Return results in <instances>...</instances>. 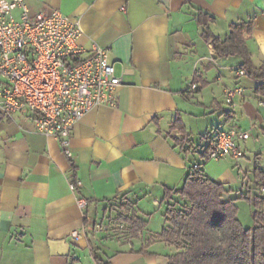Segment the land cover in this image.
<instances>
[{"label":"crops","instance_id":"0c3cea01","mask_svg":"<svg viewBox=\"0 0 264 264\" xmlns=\"http://www.w3.org/2000/svg\"><path fill=\"white\" fill-rule=\"evenodd\" d=\"M25 5L32 15L58 10L78 22L79 44L107 49L123 84L115 107H96L74 125L72 158L55 136L34 128L29 114L7 117L0 109V264H168L176 248L154 235L167 225L166 191L181 188L195 165L225 184L228 198L242 200L249 193L253 200L259 194L260 185L241 182L238 172L251 152L247 142L255 135L254 143L264 144V96L256 93L252 77H237L241 57H220L204 39L199 15H208L209 29L221 38L231 24H251L246 45L257 68L264 62V0ZM236 86L244 93L231 107L224 89ZM201 118L208 124L197 142L190 124ZM177 120L185 133L174 129ZM231 131L250 134L245 141L236 138L243 157L221 162L204 155L217 133ZM262 153L264 145L254 169L264 170ZM211 161L221 163L212 168ZM73 175L82 183L77 193L70 188ZM79 197L87 200L86 208L78 205ZM179 200L174 196L170 203ZM131 214L146 222L143 229L119 218Z\"/></svg>","mask_w":264,"mask_h":264},{"label":"built area","instance_id":"2783aa9c","mask_svg":"<svg viewBox=\"0 0 264 264\" xmlns=\"http://www.w3.org/2000/svg\"><path fill=\"white\" fill-rule=\"evenodd\" d=\"M18 9L21 13L16 16ZM82 33L78 22L58 10L32 15L25 0H0V109L7 117L29 114L34 128L55 136L68 158L73 157L69 146L74 125L96 107H115L117 90L123 84L108 50L99 46L86 50L79 44ZM243 76L247 72L240 68L237 77ZM243 93L242 87H226V103L235 107V98ZM177 136L185 148L186 141L181 134ZM237 137L245 141L250 134L217 133L208 158L243 157ZM81 186L73 175L71 190L77 193ZM259 194L264 196V185L259 186ZM78 205L86 208L88 202L79 197ZM79 233L74 231L72 237L78 238Z\"/></svg>","mask_w":264,"mask_h":264},{"label":"trees","instance_id":"16d2710c","mask_svg":"<svg viewBox=\"0 0 264 264\" xmlns=\"http://www.w3.org/2000/svg\"><path fill=\"white\" fill-rule=\"evenodd\" d=\"M207 16L199 15V21L205 26L204 39L214 45L220 57H241V68L257 81L256 93L264 96V62L255 68L246 45L251 24H231L227 36L221 38L209 29ZM173 127L184 132L179 120ZM213 149L214 142H211L204 155L208 157ZM255 172L257 183L264 185V170L257 167ZM227 190L225 184L192 168L181 188L166 191L168 207L164 216L167 225L154 235V239L176 248L169 255L168 264H264V196L258 194L253 198L255 226L245 228L238 217L240 197L228 198ZM174 196L180 200L170 203ZM243 198L252 200L249 193ZM119 218L137 230L146 225L135 214Z\"/></svg>","mask_w":264,"mask_h":264},{"label":"rangeland","instance_id":"374dc122","mask_svg":"<svg viewBox=\"0 0 264 264\" xmlns=\"http://www.w3.org/2000/svg\"><path fill=\"white\" fill-rule=\"evenodd\" d=\"M15 15L18 16V12H15ZM207 124H208V120H206V118L205 119L201 118V120L191 122L190 125H192L193 127V136H194L195 141L199 142L201 140V135L206 133ZM254 138H256L255 135H254ZM254 138L252 137V139L247 142V145L251 148V152H248L247 156L245 157V161L242 163L243 168L240 170V172H238V170H236L235 172L236 174L237 172L240 173L239 180L241 182L243 181L250 182L252 185L258 182L257 180L258 177L255 172L254 166H255V163L258 162V159H256V156H257V153H259L260 145H264L263 143L256 145L254 143ZM261 155H262V159L260 160V162L264 166V153H262ZM223 160H221V162ZM221 162L211 161L210 166L213 168V166H217ZM210 173L213 174V172H210ZM237 204H238V209H239L238 217L240 221L242 222L243 226L245 228H253L255 226V222L253 219V211L255 209V204L253 200L249 201L246 199H242V200H239Z\"/></svg>","mask_w":264,"mask_h":264}]
</instances>
